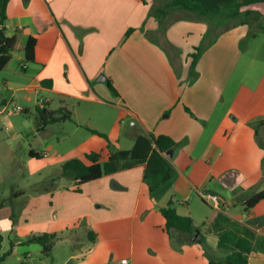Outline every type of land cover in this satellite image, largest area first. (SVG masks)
Returning a JSON list of instances; mask_svg holds the SVG:
<instances>
[{
  "label": "crops",
  "instance_id": "1",
  "mask_svg": "<svg viewBox=\"0 0 264 264\" xmlns=\"http://www.w3.org/2000/svg\"><path fill=\"white\" fill-rule=\"evenodd\" d=\"M166 3L167 0L146 3L143 0H8L6 30L9 34L20 31L24 36L36 38L33 63L36 65L27 72L29 66L24 64L23 71L14 73L25 79L22 84L13 81L14 87L5 83L12 93L10 97L0 96L2 124L5 121L2 115L16 93L24 91V96L32 101L33 94L46 90L49 95H42L34 103V109L41 99L48 101L50 109L55 111L68 105L72 114L67 120L76 121L77 129L84 127L88 136L93 133L90 129L107 132L98 128L101 126H91L96 119H86V124L77 119V107L82 103L116 107L122 115L131 116L133 119H128L133 126L131 145L139 133L165 134L179 144L178 151L170 158L175 165L172 178L153 192L144 181L145 163L81 185L69 180L76 191H88L90 199L94 192V203L99 202L100 206L105 200L97 192L115 195L124 187L128 189L134 180L139 183L130 213L122 211L125 201L116 197L110 211L99 215L85 213L93 217L87 222L95 230H87L89 243L74 241L72 234L66 237L73 243L68 256L71 262L103 264L107 254L116 248L118 257L128 259L129 264H209L210 260H222L214 256L220 249L219 238L210 230V223L207 226L206 221L202 222L208 228L199 233L205 237L204 244L195 243L199 235L194 240L179 230L172 233L166 230L161 208L171 200L174 206L177 202L175 208L179 214L191 216L195 225L200 226L185 204L196 196L201 198V191L218 194L227 205L222 212L264 238V198L250 208L245 205L253 194L264 191V56H260L259 47L252 51L251 46L245 49L241 46L248 36L246 23L250 21L228 20L226 28L215 35L211 19L170 9L165 18L167 27L161 31L151 11ZM245 10L260 19L264 16V3L244 7ZM169 21L174 24L170 25ZM177 28L184 30L183 39H187L184 47L174 38ZM130 29L133 30L127 35ZM263 33L254 32L253 38L258 39ZM203 42L208 44L192 78L189 55ZM175 52L181 54V59L177 56L176 59L182 60V64L175 60ZM108 80L117 94L110 91ZM25 109L34 113L30 107ZM114 121L107 135L110 141L118 142L124 124L120 119ZM9 132L10 136L17 134L14 130ZM82 151L85 156L98 152L89 145ZM32 152V158L43 156L41 152ZM104 152L103 148L98 153L109 154V150ZM216 183L229 192L238 188L241 191L226 197L216 191ZM203 204L213 210L207 202ZM70 221L64 219L67 225ZM123 221L125 235L113 236L115 226ZM249 262L264 264V249L252 251Z\"/></svg>",
  "mask_w": 264,
  "mask_h": 264
},
{
  "label": "rangeland",
  "instance_id": "2",
  "mask_svg": "<svg viewBox=\"0 0 264 264\" xmlns=\"http://www.w3.org/2000/svg\"><path fill=\"white\" fill-rule=\"evenodd\" d=\"M245 17L251 20L246 23L249 32L241 46L243 49L246 46H251L252 51L259 47L261 49L260 56L263 57L264 33L259 26H264V16L255 20L252 19L254 16L245 15V12H243L234 20L239 21ZM213 18L210 20L211 28L222 21L221 25L217 27H221V29H215V35L218 30L222 32L226 28L225 23L231 19L228 17L213 20ZM174 21H169L170 25L174 24ZM166 27L165 25L164 30ZM258 31L263 34L260 38L254 39L253 33ZM183 36L184 30L177 28L174 38L179 39L182 47L186 45L187 40L183 39ZM196 47H200V45L198 44ZM196 47L193 52L196 51ZM172 55L174 56V54ZM176 56L180 58L181 54L175 52V60L182 64L183 61H178ZM189 59L192 61V56L189 55ZM175 60H173L174 64L177 63ZM24 63L29 66L27 72H31L36 65L33 64L34 62L26 61L24 52L15 50L7 68L0 71V96H11L12 91L6 89V82L8 86L14 87L15 83L13 81H17L18 84L25 82L23 77L14 74L17 71H23L21 65ZM110 91L114 93L111 89ZM24 93V91L16 93L7 111L2 115V119H5V121L3 124L0 122V200L3 202V205L0 206V253L2 255L8 253L1 264H78L77 261H69L68 256L71 254L72 242L66 237L72 234L75 236L74 241L89 243L87 230L90 228L95 230V228L92 227V224L88 225L87 222L88 219L90 220L93 217L85 213L92 212L93 214L94 212L99 215V213L107 210L110 211L113 208L110 206L112 199L115 197L125 201L122 211L130 213L129 208L134 207L139 193V183L134 180L128 189L124 187L115 195L106 191L103 193L97 192V196L101 194V197L105 200L100 206L101 203H94L96 200L94 192H91L93 199H90L88 191L78 192L73 189L74 184L62 176V165L71 158H80L86 161L85 153L81 150L87 145L95 148L98 152L104 148V153L109 149L131 148L133 146L131 145L133 142V135H131L133 126L129 124L128 119L133 118L129 115H122L121 110L111 106L100 108L82 103L77 107V119H81V123L86 124V119L89 118L96 119V121H92L91 126H101L98 128H102L108 134L115 119H120L123 122L121 141H118L120 145L117 141H111V145L108 147L109 144L104 138L93 133L88 136V132L84 127L77 129L74 120L53 122L44 130H39L34 103L42 95L48 96L49 93L46 90L35 93L32 101H29ZM16 105H21L24 108L30 107L34 113L26 109L15 111L14 107ZM6 126H9L10 130H14L17 134L10 136V130L9 128L5 129ZM120 146L122 148H119ZM32 150L41 152L43 156L32 158ZM62 184L68 187H62ZM212 186L215 188V185ZM216 188V191L226 197L227 194L230 196L241 191L238 188L234 192H229L219 183H216ZM65 192L69 193L62 196ZM16 193L19 194L16 195ZM190 201L185 205L189 206V209L193 212L192 214L196 216L197 222H200V226H197V228L207 230V227L202 226V222L206 221L205 224L208 226V220L213 210L210 206L204 205V200L202 201L200 197L196 196ZM175 206H177V202ZM56 215L59 216L58 219L55 218ZM75 217L77 218L74 219ZM64 219H71L68 223L70 225L64 223ZM125 229L126 222L123 221L118 227L115 226L113 236L121 237L125 235V232H123ZM44 232L58 235V240L49 254L43 251L40 244L27 242L30 235ZM175 249H179V247ZM12 250L13 252H11ZM116 251H118V248L110 251L107 254V261L103 264H121V259ZM228 252L229 249L220 248L215 254L212 252L211 254L223 260ZM124 256L130 258L129 254Z\"/></svg>",
  "mask_w": 264,
  "mask_h": 264
},
{
  "label": "trees",
  "instance_id": "3",
  "mask_svg": "<svg viewBox=\"0 0 264 264\" xmlns=\"http://www.w3.org/2000/svg\"><path fill=\"white\" fill-rule=\"evenodd\" d=\"M143 1L147 2V0ZM257 3H264V0H167L165 6L154 8L151 14L158 19L160 30L162 31L165 27L166 15L170 9L188 11L207 20L213 17V20H221L228 17L231 18L229 20H234L235 17L240 16L243 12H245V15L252 14V11H243V8ZM7 7L8 0H0V71L7 68L12 59V52L18 49L24 51L26 61L35 62L37 44L36 38L32 35L24 36L20 31L14 34L7 32L5 26L8 19ZM252 19L258 20L259 16ZM245 20L251 19L245 17L239 21L242 23ZM221 22L216 23V26H220ZM216 26L212 28L216 29ZM259 28L264 32V26H259ZM132 30L130 29L127 35ZM207 44L203 42L200 47H196L195 52L190 54L192 62L189 75L192 78L196 76L197 63ZM24 64L22 68H25ZM107 83L109 88L117 94L113 83L110 80ZM68 107V105H64L59 111H55L50 109V103L46 100L41 104H37L35 116L38 122V129L42 130L53 122L71 118L72 109ZM90 130L107 139L108 147H110L111 141L107 133L98 129ZM178 146L179 144L168 135L139 133L136 136L134 145L129 149H109L107 156L92 151L86 154V161L80 158L66 160L62 165V176L81 185L104 175L145 163L144 181L149 191L153 192L172 178L175 165L173 160L167 156V152L172 149L175 150ZM31 155H33L32 151ZM263 198L264 191L255 193L245 202V205L250 208ZM2 205L3 202L0 200V206ZM161 212L166 219V230L169 233H172L173 230H179L186 235H194L197 226L192 217L179 214L172 200L167 206L161 208ZM208 223H210V230L218 235V246L223 249H229L223 260H210L209 264H250L249 254L254 250L264 249V238L259 237L246 224L231 218L222 211L213 208ZM91 233L94 234V231H91ZM204 238V235L200 234L196 241L204 244L206 242ZM57 240L58 235L49 232L32 234L27 238V242L40 244L43 251L47 254L53 250ZM7 255L8 253L3 255L0 253V264Z\"/></svg>",
  "mask_w": 264,
  "mask_h": 264
},
{
  "label": "built area",
  "instance_id": "4",
  "mask_svg": "<svg viewBox=\"0 0 264 264\" xmlns=\"http://www.w3.org/2000/svg\"><path fill=\"white\" fill-rule=\"evenodd\" d=\"M43 101V99L39 100L38 104H41ZM14 110L23 111L25 108L21 105H16ZM200 196L205 202L209 203L214 209L218 211H224L227 208V205L221 201L220 196L216 193H212L210 191H201ZM121 264H129L128 259H122Z\"/></svg>",
  "mask_w": 264,
  "mask_h": 264
},
{
  "label": "water",
  "instance_id": "5",
  "mask_svg": "<svg viewBox=\"0 0 264 264\" xmlns=\"http://www.w3.org/2000/svg\"><path fill=\"white\" fill-rule=\"evenodd\" d=\"M178 149H179V146H178L175 150H174V149L169 150V151L167 152L168 157H169V158H172V157L174 156V153H175L176 151H178ZM225 185H227L229 188H232V187H233V185H230V184H227V183H225ZM199 233H200V230L197 228V229L195 230L194 235H193V239H194V240H196V238H197V236L199 235Z\"/></svg>",
  "mask_w": 264,
  "mask_h": 264
}]
</instances>
